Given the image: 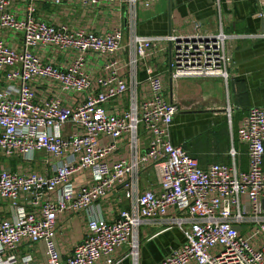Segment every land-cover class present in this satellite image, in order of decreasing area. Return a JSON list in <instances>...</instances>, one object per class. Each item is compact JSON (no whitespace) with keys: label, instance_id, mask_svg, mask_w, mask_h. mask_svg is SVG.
I'll return each mask as SVG.
<instances>
[{"label":"built area","instance_id":"2783aa9c","mask_svg":"<svg viewBox=\"0 0 264 264\" xmlns=\"http://www.w3.org/2000/svg\"><path fill=\"white\" fill-rule=\"evenodd\" d=\"M126 2L132 24L123 45L120 27L72 30L47 22L39 7L98 9L125 0H0V158L17 162L14 171L0 167V202L11 213L0 217V264H34L31 255L16 256L23 244L43 246L42 264H116L124 248L138 264L140 227L162 220L159 233L175 229L183 241L158 264H264V109L250 108L237 130L247 171L201 169L169 138L174 117L192 106L167 102L163 79L148 63L168 51L172 83L226 82L233 43L255 36L227 35L221 27L205 33L199 25L191 34L139 36L136 7L154 0ZM123 99L126 109H107ZM223 109L230 120L231 109ZM120 149L125 155L115 158ZM151 172L157 189L141 187ZM118 188L129 206L108 219L101 204ZM78 213L86 215L87 234L64 258L57 219Z\"/></svg>","mask_w":264,"mask_h":264},{"label":"crops","instance_id":"0c3cea01","mask_svg":"<svg viewBox=\"0 0 264 264\" xmlns=\"http://www.w3.org/2000/svg\"><path fill=\"white\" fill-rule=\"evenodd\" d=\"M126 1L119 7L105 5L98 9H83L78 5H67L52 9L44 5L39 10L41 17L47 22L65 24L72 30L105 34L120 27L123 32L121 43L126 45L132 24ZM259 13L263 14L262 18L258 16ZM263 20L264 0H154L149 8H142L140 4L136 7L135 31L139 36L191 34L195 31V25H199L200 30L205 33H216L221 27L227 35L255 36L254 39L237 40L233 43L232 61L228 68L229 79L226 82L219 78H207L181 79L172 83L168 51L148 61L163 79L166 101L192 106L179 111L174 117L169 138L173 145L181 147L195 159L201 169L213 164L234 166L243 172L248 169L247 147L238 142L237 130L250 108L264 109ZM124 58L127 59L126 54ZM96 68L97 64L93 70ZM137 77L140 81L146 78L143 66H139ZM146 90V87L141 88L140 94H146ZM123 101L112 102L107 105V109H126V99ZM224 107L231 109L230 120ZM125 152L120 149L115 158L124 156ZM8 166L12 171L16 168H13L12 163ZM34 166H38L35 172H45L42 165ZM149 174L144 175L147 176L146 179L140 181L141 187L157 189L156 177L153 174L152 178ZM81 178L75 183H81ZM101 206L107 218L112 219L119 209L128 208L129 200L118 188ZM10 216L8 206L0 202V217ZM165 224L164 220L153 221L140 227L138 264H158L170 249L182 243V236L175 229L159 233ZM86 234L84 213L58 217L56 242L64 258L71 254L73 246ZM15 254L17 257L31 255L34 264H42L45 257L41 244H23ZM114 260L116 264H133L128 257L127 248L117 251Z\"/></svg>","mask_w":264,"mask_h":264},{"label":"rangeland","instance_id":"374dc122","mask_svg":"<svg viewBox=\"0 0 264 264\" xmlns=\"http://www.w3.org/2000/svg\"><path fill=\"white\" fill-rule=\"evenodd\" d=\"M48 7H51L52 9H54V7L50 6V5H47ZM36 159L39 160L41 159V155L39 154H36ZM10 163H12V166L13 168L16 167L17 165V162H11V160H8V159H5V158H0V167H4L6 166L7 168L9 167L8 165H10ZM35 164H31V165H28V164H23L22 166L24 167V169H28V170H31V171H37L36 168H38V166H34ZM149 176H151L152 178L154 177L153 176V173L151 172L149 174ZM147 176H141V180H145Z\"/></svg>","mask_w":264,"mask_h":264},{"label":"water","instance_id":"95a60500","mask_svg":"<svg viewBox=\"0 0 264 264\" xmlns=\"http://www.w3.org/2000/svg\"><path fill=\"white\" fill-rule=\"evenodd\" d=\"M263 25H264V20L262 21ZM262 32L264 33V28H262Z\"/></svg>","mask_w":264,"mask_h":264}]
</instances>
